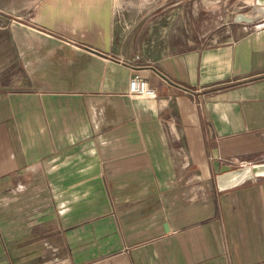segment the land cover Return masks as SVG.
I'll return each instance as SVG.
<instances>
[{
    "label": "crops",
    "instance_id": "obj_1",
    "mask_svg": "<svg viewBox=\"0 0 264 264\" xmlns=\"http://www.w3.org/2000/svg\"><path fill=\"white\" fill-rule=\"evenodd\" d=\"M121 4L0 27V264H264V0Z\"/></svg>",
    "mask_w": 264,
    "mask_h": 264
},
{
    "label": "rangeland",
    "instance_id": "obj_2",
    "mask_svg": "<svg viewBox=\"0 0 264 264\" xmlns=\"http://www.w3.org/2000/svg\"><path fill=\"white\" fill-rule=\"evenodd\" d=\"M128 5L129 7H121L119 8L120 13L126 12L132 8L136 3H142L143 0H120L123 4ZM30 4L31 0H0V27L4 26V19L8 18L15 20L17 22L27 23L30 21ZM121 4V5H122ZM239 12H242L239 10ZM252 162H264V150L262 153H257L255 156L251 158ZM244 163V162H242ZM238 165V164H234ZM239 168V166L237 167ZM235 168V169H237Z\"/></svg>",
    "mask_w": 264,
    "mask_h": 264
},
{
    "label": "water",
    "instance_id": "obj_3",
    "mask_svg": "<svg viewBox=\"0 0 264 264\" xmlns=\"http://www.w3.org/2000/svg\"><path fill=\"white\" fill-rule=\"evenodd\" d=\"M256 177H264V162L248 164L234 170H226L216 176V182L218 189L224 190Z\"/></svg>",
    "mask_w": 264,
    "mask_h": 264
},
{
    "label": "built area",
    "instance_id": "obj_4",
    "mask_svg": "<svg viewBox=\"0 0 264 264\" xmlns=\"http://www.w3.org/2000/svg\"><path fill=\"white\" fill-rule=\"evenodd\" d=\"M128 95L131 97H148L156 96V90L148 84L146 79L137 73L130 76L128 80Z\"/></svg>",
    "mask_w": 264,
    "mask_h": 264
}]
</instances>
